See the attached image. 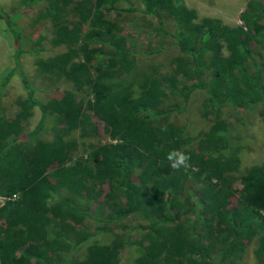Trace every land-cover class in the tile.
Wrapping results in <instances>:
<instances>
[{
    "label": "trees",
    "instance_id": "trees-1",
    "mask_svg": "<svg viewBox=\"0 0 264 264\" xmlns=\"http://www.w3.org/2000/svg\"><path fill=\"white\" fill-rule=\"evenodd\" d=\"M39 1L20 0L22 10L13 17L0 6L4 31L15 45L22 34L18 17ZM120 1L126 5L117 7ZM132 1L46 0L36 12L50 20L52 44L67 46L38 61V68L77 91L89 88L85 106L71 91L40 102L15 52L17 62L1 72L0 103L14 74L27 95L17 100L12 117L0 107V197L7 198L0 203V264H75L61 254L81 235L78 223L90 216L91 202L104 224L97 232L132 214L146 223L133 264H233L253 236L255 258L264 264V160L239 168L238 148L231 149L230 141L236 125L222 116L227 107L244 112L258 106L264 116V0H249L235 26L200 17L184 0H138L140 6ZM122 11L148 16L157 32L171 38L179 53L170 59V72L138 67L115 18ZM134 87L140 91L137 102L131 101ZM197 89L206 94L201 114L210 124L190 147L185 125L170 114L182 110ZM167 93L183 105L168 108ZM34 106L40 117L32 141L25 142L18 135ZM50 115L58 126L44 139L40 134ZM92 118L119 141L96 145L68 164L67 135L77 128L83 137L87 128L93 132ZM173 150L191 156L189 167L171 166L167 156ZM117 227L124 233L123 225ZM128 242L114 232L109 244L98 246L100 262L114 260Z\"/></svg>",
    "mask_w": 264,
    "mask_h": 264
},
{
    "label": "rangeland",
    "instance_id": "rangeland-1",
    "mask_svg": "<svg viewBox=\"0 0 264 264\" xmlns=\"http://www.w3.org/2000/svg\"><path fill=\"white\" fill-rule=\"evenodd\" d=\"M248 1L184 0L185 4L195 9L200 17H217L223 23L231 26L240 24L239 14L245 8ZM132 2L135 6H140L138 0H133ZM45 5L46 0H40L30 10L28 9L29 11L21 13L22 16L18 17V25L22 32L19 45H15L11 35L4 31L6 29L5 19H0V74L8 66L12 67L17 62V58L25 78L34 88L33 95L40 102L44 103L50 98H58L63 91H71L75 100H78L83 107L86 100L92 97L89 88L84 86L83 89L77 91L63 77H57L53 73L38 68V61L50 59L67 50L65 44L58 46L52 44L53 28L50 20L48 18L38 19L36 12L39 7ZM125 5L124 1L117 3V7ZM0 6L8 14H12V17L15 16L14 13L16 11L22 10L20 0H0ZM117 14L118 17L115 15V18L120 21V25L123 28V34L127 40V48L130 52L137 55L138 67L149 69L155 67L159 73L170 72V59L179 53L178 48L171 43V38L163 37L157 32L156 25L148 16L130 11H122ZM165 24L167 29L171 30L174 27L173 21L169 18L165 20ZM14 52L15 54L17 53L16 58L14 57ZM260 52L264 54V50L262 51L261 48ZM78 59L75 58L76 61ZM23 86L24 84L20 76L14 74L4 89L0 107L7 116L12 117L18 110L17 100L26 97L27 90ZM139 93V89L134 87L131 97L132 102L138 101ZM205 97L204 91L199 89L194 90L187 99V104L183 106L184 108L182 110L176 108L170 114V120L177 122V124L185 125L186 132L193 139L190 147L196 145L197 141L201 138L202 132L210 124L201 114ZM164 103L168 108L183 105L181 98L174 97L171 93H167ZM260 108L258 106L244 112L232 110L230 107L222 110V116L236 125L231 132L232 139L230 141L231 149L238 148L236 153L240 159V169L260 164L264 160V116H262ZM80 112L81 108L76 111V115ZM29 113L27 123L18 135L19 139L25 142L32 141L29 135L40 117V108L34 106ZM240 119H242L241 124L238 122ZM92 125L94 127L93 132L87 128L89 133L84 137L80 134V128L72 130L68 134L69 136L67 135L72 145L71 160H67L68 164L74 159L79 157L85 158L88 153H93V147L96 145L114 142L109 136L108 128L103 122L92 118ZM54 126H58L56 118L50 115L45 121V128L40 134L41 137L51 139L55 133ZM116 141L119 140L117 139ZM5 199L7 198L0 197V203H3ZM88 212L90 216L85 217L78 223L80 225L79 228L82 229L81 235L78 238H74L70 249L63 251L61 255L75 264H133L137 255L135 241L142 235V226L146 224L141 217L138 214H132L109 225L112 227L111 230L97 232L96 230L104 226V224L98 221L97 217H101V214L98 215L93 202L90 203ZM104 217L106 218V215ZM117 225L124 226V233L119 230ZM53 231L54 228L50 229L48 236L51 237ZM114 232L127 236L129 242L116 253L114 260L105 258L100 262V252L97 251L98 246L109 244L113 239ZM256 246L257 237L253 236L244 247L240 258H237L233 264H258L254 254ZM95 252L96 254H94ZM229 260L227 259L226 261ZM62 261H65L64 258H62ZM214 261L215 264H218V259H214Z\"/></svg>",
    "mask_w": 264,
    "mask_h": 264
},
{
    "label": "clouds",
    "instance_id": "clouds-1",
    "mask_svg": "<svg viewBox=\"0 0 264 264\" xmlns=\"http://www.w3.org/2000/svg\"><path fill=\"white\" fill-rule=\"evenodd\" d=\"M167 159L171 162V166L174 169H179L182 166L184 168L189 167L188 162L191 160V156L184 152L173 150L168 154Z\"/></svg>",
    "mask_w": 264,
    "mask_h": 264
},
{
    "label": "built area",
    "instance_id": "built-area-1",
    "mask_svg": "<svg viewBox=\"0 0 264 264\" xmlns=\"http://www.w3.org/2000/svg\"><path fill=\"white\" fill-rule=\"evenodd\" d=\"M114 142H115V140H114Z\"/></svg>",
    "mask_w": 264,
    "mask_h": 264
}]
</instances>
